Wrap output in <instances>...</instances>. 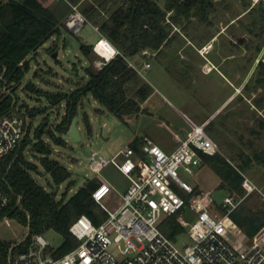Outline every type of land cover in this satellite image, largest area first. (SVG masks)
<instances>
[{
	"label": "rangeland",
	"instance_id": "rangeland-1",
	"mask_svg": "<svg viewBox=\"0 0 264 264\" xmlns=\"http://www.w3.org/2000/svg\"><path fill=\"white\" fill-rule=\"evenodd\" d=\"M85 1L81 0L77 6H73L65 0H59L53 6L52 10L59 21V32L28 58L31 70L15 93L21 114H25L22 111L25 107L43 111V115L37 117L24 115L28 129L31 126L37 129L45 121L48 123L47 130L52 128L56 137H62L67 143V146H57L50 137L45 136L46 142L54 149L52 159L60 161L71 172L72 178L58 186L39 165L42 174L33 173L38 184L48 193L56 194L60 201L65 195L66 200L71 199L90 180H105L115 189L108 205L111 208L118 207L129 181L113 167L102 174L92 173L88 168V160L93 151L113 156L126 149L137 135L166 137L178 132L183 136L191 130L193 124L201 125L207 117H212L213 122L208 124L207 133L221 150L220 155L231 165L241 169L245 179L243 189L245 183L255 187V191L243 204L255 214L264 212V162L256 159L257 154L264 159V129L261 126L264 122V107H258L255 103L256 99L264 95V90H256L254 85L245 90L251 79L252 82L255 81L253 74L259 62L264 60V49L257 54L253 47L240 48L238 45L242 39L251 41L256 37L255 34L260 33V30L249 33L246 28L251 19L248 16L242 18L248 10L246 4L254 7L260 2L219 0L209 15V22L198 19L193 21L191 36L187 40L193 46L187 48L186 55V51H179L181 58L144 59V62L152 65V69L146 67L149 70H144L143 74L155 95L148 100L147 105L144 104L148 113L135 117L130 124H125L110 114L92 95L86 97L76 117L79 119L78 128L82 138L77 143L68 134L61 135L56 130V125L62 122L66 114V103L52 106L47 94L76 90L78 83L85 81L82 80L86 75L85 70L92 65L82 53L81 47L83 44L94 46L100 39L99 33L91 23L84 24L78 35L65 26V21L76 14L74 7L81 13ZM109 15L110 13H103L105 17ZM192 37L197 39L193 40ZM262 39L260 41L264 42V36ZM200 45H212L210 53L205 47L196 51L195 48ZM195 52L200 56L194 55ZM222 55H228L225 63L221 62L216 67L211 64L210 60L217 63ZM187 56L192 58L188 60ZM91 58L95 63L100 60L95 51ZM164 64L169 66L171 75L163 68ZM94 66L97 69L96 64ZM244 68L245 73L246 70L249 72L248 75L244 73ZM27 85H34L38 92L27 90ZM98 110L103 113L98 114ZM85 115L91 121L92 134L86 128ZM27 157L36 165L39 164V156L33 153L32 147L29 148ZM248 159L252 161L250 166L242 169ZM194 171L195 175H189L181 170V180L193 187L196 194L215 190L214 210L220 214L226 213L223 205L227 196L234 192L241 197L247 194L246 189L245 193L239 192L207 165L195 168ZM70 183L73 185L68 187ZM177 219L178 216H174L173 221L166 220V225L173 227ZM184 219L193 222L195 218L192 213L185 211ZM28 234L29 228L16 221H12L11 227L6 224L0 226V240L13 246L22 243ZM45 238L55 248H60L64 242L63 237L54 231L46 233ZM230 239L238 244L237 237L231 236ZM176 243L181 248L193 244L187 234L179 236Z\"/></svg>",
	"mask_w": 264,
	"mask_h": 264
},
{
	"label": "trees",
	"instance_id": "trees-1",
	"mask_svg": "<svg viewBox=\"0 0 264 264\" xmlns=\"http://www.w3.org/2000/svg\"><path fill=\"white\" fill-rule=\"evenodd\" d=\"M57 1L59 0H0V119L19 111L15 93L31 70L28 58L59 32V21L52 10ZM65 1L73 6L81 2ZM217 1L219 0H86L81 14L87 19V23L98 27L101 34L122 55L98 70L91 58L94 46L82 45V53L92 64L85 70L89 80L78 83L77 89L70 93L47 94L52 106L66 103V114L62 122L56 125L58 133H69L74 119L78 117L80 105L89 95L125 124H130L135 117L145 113L143 105L151 99L154 90L130 63L140 57L168 58L167 49L173 44L189 43L187 40L191 36V26L195 19L209 22V15L215 9ZM245 6L248 10L242 18L248 16L251 19L246 30L249 33L260 30V33L255 34L256 37L251 41L242 39L238 45L240 48L253 47L259 54L264 49V42L260 41L264 36V1H260L258 6ZM103 13L110 15L105 17ZM256 40L260 42L256 43ZM204 46L206 45H200L199 48ZM147 53L152 54L151 57ZM248 73L246 70L245 74ZM253 77L255 81L252 82L251 79L245 90L251 89L253 85L256 90H264V60L259 62ZM26 89L38 92L34 85H27ZM255 103L263 108L264 95L256 99ZM22 111L31 117L43 115V111L37 108L25 107ZM97 113L101 114L103 111L98 110ZM85 124L89 134H92L91 121L87 115ZM47 126L48 123L44 121L37 129L26 127L19 149L1 164L0 183L9 196L4 216L29 228L25 241L16 247L18 251H26L34 236L54 231L64 239L58 250V256H63L79 245L70 232L71 226L79 217L87 215L99 226L107 219V214L93 199V192L100 185L97 179L88 181L71 199L66 200L65 195L60 201L56 194L48 193L35 180L33 173L42 174L39 165L58 186L72 178L71 172L60 161L52 159L54 149L46 142L45 136L50 137L57 146H67V143L62 137L57 138L52 128L47 130ZM261 126L264 129V122ZM143 144L144 139L136 138L129 147L143 156ZM31 147L33 153L39 156L38 165L27 157ZM256 159L264 162L263 157L258 154ZM251 162L248 159L242 169L248 168ZM203 165L211 167L223 180H227L239 192L245 193V179L241 169L231 165L222 155L203 156ZM72 185L70 183L68 187ZM231 219L249 238H253L264 226V212L255 214L243 203L232 213ZM167 220L173 221L174 216ZM163 231L172 240H176L184 232V228L174 222L173 227L165 224ZM12 246L11 243L0 240V264L6 263Z\"/></svg>",
	"mask_w": 264,
	"mask_h": 264
},
{
	"label": "built area",
	"instance_id": "built-area-1",
	"mask_svg": "<svg viewBox=\"0 0 264 264\" xmlns=\"http://www.w3.org/2000/svg\"><path fill=\"white\" fill-rule=\"evenodd\" d=\"M259 3L261 0H253ZM75 15L65 21L66 28L78 35L88 21L74 7ZM77 16L78 22L71 26ZM100 35L94 51L100 56L98 70L122 55ZM110 48V57L99 48ZM131 67L140 74L133 63ZM147 68L151 65L147 64ZM27 122L19 111L0 119V167L4 159L14 154L25 137ZM179 143L173 152H167L152 139L145 137L143 156L129 146L108 156L93 151L88 168L94 174H102L108 168H115L128 181L129 186L121 196L118 207H110L108 200L115 192L114 187L101 181L93 192V199L107 214V219L97 226L87 215L71 226L70 232L79 245L71 252L58 256L59 248L46 240L45 235H36L26 251L16 249L22 243L12 246L5 264H264V226L249 238L231 219L232 213L247 199L255 187L245 183V197L234 192L224 200L226 213L214 210L215 190L199 194L180 178V171L195 175V168L203 167V156L215 157L221 150L209 137L207 124L192 125L184 139L176 137ZM9 205V196L0 183V226H12V219L4 216ZM194 215V221L184 219V212ZM178 216L177 223L184 228L192 245L181 248L163 231L166 220ZM237 237L235 244L230 237Z\"/></svg>",
	"mask_w": 264,
	"mask_h": 264
},
{
	"label": "crops",
	"instance_id": "crops-1",
	"mask_svg": "<svg viewBox=\"0 0 264 264\" xmlns=\"http://www.w3.org/2000/svg\"><path fill=\"white\" fill-rule=\"evenodd\" d=\"M4 1H6V0H4ZM189 46H193V44H191V43H187V44H185V45H179V44H177V43H175V44H173L172 45V47L171 48H169V49H167V55H168V58L167 59H172V57H178V58H181L180 57V55L179 54H181V53H179V51H186L185 52V54L184 55H186L187 54V48H189ZM205 48H206V50L208 51L209 50V53H210V49H211V47H212V45H209V46H204ZM209 48V49H208ZM198 49H201V48H195V50L196 51H198ZM148 54V57H151V55L152 54H150V53H147ZM199 55L198 54V52H195L194 53V55ZM184 55H182L183 56V58H186ZM193 55V56H194ZM200 56V55H199ZM233 57V56H232ZM190 58H192V57H189V56H187V59L189 60ZM224 58V59H223ZM228 58H227V55H225V56H221V58L218 60L219 62H213V61H211L210 59V62H211V64L212 65H214L215 67L217 66V65H220L221 64V62H224L225 63V61L227 60ZM143 60V61H142ZM146 60V59H145ZM133 64H135L137 67H140V71H141V75H142V77L146 80V81H148V79H146V77L144 76V74H143V71L144 70H149V69H152V65H151V67L149 68V69H147L146 68V65L147 64H149V63H147V62H144V59L143 58H137L135 61H133ZM164 69H165V71L167 72V73H169L170 75H171V71H170V69H169V66H167V64H164V67H163ZM85 79H82V80H85L84 82H87L88 80H89V78L85 75ZM242 81V80H241ZM149 82V81H148ZM73 91V90H72ZM154 95H155V92H154V94H153V96L151 97V98H153L154 97ZM150 101V100H149ZM149 101H147V103L149 102ZM147 103L145 104V105H147ZM145 105H143V109L144 110H146V108H145ZM100 111H102V110H100ZM146 113H148L147 111H145V113H142V114H140L139 116L140 117H142L143 116V114H146ZM140 117H139V119H140ZM211 122H213L212 121V117H207L205 120H204V122L203 123H201V125L202 124H207V126H208V124H210ZM194 125H196V124H194ZM190 130H188V132H189ZM188 132L185 134V135H183V136H181L178 132L177 133H172L170 136H166V137H162L161 135H156V136H151L150 134H144V136H136L133 140H135L136 138H141V139H144L145 137H148V138H150V139H152L155 143H157L158 145H160L163 149H165L167 152H173V151H175L176 149H177V147H178V145H179V143L176 141V137H179V138H181V139H184L186 136H187V134H188ZM132 140V141H133ZM102 181H105V180H102ZM101 182V181H100ZM129 186V185H128ZM233 221V220H232ZM234 222V221H233ZM234 224L235 225H237L235 222H234Z\"/></svg>",
	"mask_w": 264,
	"mask_h": 264
},
{
	"label": "water",
	"instance_id": "water-1",
	"mask_svg": "<svg viewBox=\"0 0 264 264\" xmlns=\"http://www.w3.org/2000/svg\"><path fill=\"white\" fill-rule=\"evenodd\" d=\"M57 56H58V54L55 55V57H57ZM85 78L86 77L84 76L83 79H85ZM78 123H79V119L75 118L73 121L72 128L68 133V135L77 143L81 142V140H82L80 130L78 128Z\"/></svg>",
	"mask_w": 264,
	"mask_h": 264
},
{
	"label": "bare ground",
	"instance_id": "bare-ground-1",
	"mask_svg": "<svg viewBox=\"0 0 264 264\" xmlns=\"http://www.w3.org/2000/svg\"><path fill=\"white\" fill-rule=\"evenodd\" d=\"M78 19H79V18H78L77 16H75V17L71 20L70 25H71V26H74V25L78 22ZM99 50H100V52H101L103 55H105L106 57H110V56L112 55V53H113V51H112L110 48L106 49V48H104V46L101 47V48H99Z\"/></svg>",
	"mask_w": 264,
	"mask_h": 264
},
{
	"label": "clouds",
	"instance_id": "clouds-1",
	"mask_svg": "<svg viewBox=\"0 0 264 264\" xmlns=\"http://www.w3.org/2000/svg\"><path fill=\"white\" fill-rule=\"evenodd\" d=\"M114 47H115L114 45L111 47V48H112V50H114Z\"/></svg>",
	"mask_w": 264,
	"mask_h": 264
}]
</instances>
